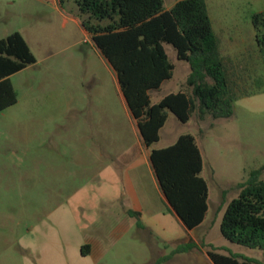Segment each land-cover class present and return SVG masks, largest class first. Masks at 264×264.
I'll use <instances>...</instances> for the list:
<instances>
[{
    "label": "rangeland",
    "instance_id": "obj_1",
    "mask_svg": "<svg viewBox=\"0 0 264 264\" xmlns=\"http://www.w3.org/2000/svg\"><path fill=\"white\" fill-rule=\"evenodd\" d=\"M176 1L165 0L166 9ZM206 2L241 96L231 118L195 116L185 124L171 115L157 147L185 134L198 139L211 213L188 230L143 168L142 186L157 208L141 218L146 228L136 218L120 237L105 193L116 194L118 161L138 131L114 71L70 20L78 11L73 0H0V40L21 33L37 59L11 77L18 103L0 113V264H214L209 251L264 264V250L232 243L221 231L239 185L257 170L264 180V57L252 22L264 0ZM220 24L234 26L240 46L225 40ZM166 48L174 77L153 93L154 102L185 88L191 72L172 45ZM191 241L195 249L160 262Z\"/></svg>",
    "mask_w": 264,
    "mask_h": 264
},
{
    "label": "trees",
    "instance_id": "obj_2",
    "mask_svg": "<svg viewBox=\"0 0 264 264\" xmlns=\"http://www.w3.org/2000/svg\"><path fill=\"white\" fill-rule=\"evenodd\" d=\"M61 2L70 0H60ZM83 27L117 74L126 104L137 121L160 189L177 217L192 231L201 226L210 209V185L204 177V158L197 138L179 137L166 148H153L160 132L174 115L181 123L195 116L205 120L231 118L239 95L223 56L206 0H178L167 10L165 0H73ZM256 42L264 57V13L252 16ZM172 45L191 72L185 88L153 103L151 92L173 79L175 65L166 46ZM37 63L28 42L19 32L0 40V113L18 103L11 77ZM264 90V84L259 87ZM253 93L245 92V96ZM240 195L226 208L223 236L239 245L264 250V180L253 171L239 185ZM139 219L141 214L131 211ZM191 241L160 262L190 252ZM86 248H90L89 245ZM214 264H261L249 258L209 251Z\"/></svg>",
    "mask_w": 264,
    "mask_h": 264
},
{
    "label": "crops",
    "instance_id": "obj_3",
    "mask_svg": "<svg viewBox=\"0 0 264 264\" xmlns=\"http://www.w3.org/2000/svg\"><path fill=\"white\" fill-rule=\"evenodd\" d=\"M56 3L61 4L63 2H61L60 0H56ZM176 3H177V1H176ZM174 5L168 7L167 10L172 9L174 7ZM208 10H209V8H208ZM72 11L74 12V10H72ZM209 13H210V11H209ZM76 15L77 16L72 15L70 17V20L74 21L76 24L81 25L83 27V22H82V18L80 16V14H79V10L76 12ZM210 16H211V14H210ZM211 19H212L214 30H215L216 34L219 36V38L221 39L219 33H217V31L215 29L214 19L212 17H211ZM83 29H84L85 34L88 35V37L92 40L89 32L84 27H83ZM233 30H235L234 26L233 27L232 26L227 27V26H224L221 24L219 25V32L221 34H224V36L225 35L227 36V37H225V40L231 42L234 47H238L241 44L238 43V40L236 39L234 34H232L234 32ZM221 41H222V47H223V45H224L223 41L224 40L221 39ZM92 43H93V46L99 51V49L95 46L93 41H92ZM166 50H167V48H166ZM99 53L101 54L100 51H99ZM223 56L225 57L224 50H223ZM102 57H103V55H102ZM107 63L111 67V65L109 64L108 61H107ZM111 69L114 71V69L112 67H111ZM114 73H115V71H114ZM115 75H116V79L118 81L117 74L115 73ZM169 81L164 82L159 91H162L165 84ZM118 85H119V82H118ZM119 89L121 91L120 85H119ZM154 92H157V91L151 92V98H152V95ZM121 93H122V91H121ZM176 93H178V92H176ZM170 94H172V93H170ZM170 94H168V95H170ZM168 95H164L162 97H159L157 99V101H155V102L153 101V99H152V101H153V103H158L159 101H161L164 97H166ZM122 96H123V93H122ZM123 99L125 101L124 96H123ZM125 103H126V101H125ZM128 110H129V108H128ZM129 112H130V110H129ZM128 115L130 118H132L134 120L136 129L138 131L137 136H136L137 137V143H136V145H132L131 147L126 149L127 151L125 152L124 156H122L123 160L118 161V163L120 164L118 171H120V175L122 174V176L120 179L119 178L117 179L119 185H118V190H117L116 194L112 198L111 192L109 190H107L105 193L107 199L111 200L112 201L111 203L114 205L113 208L111 209V211L114 212V210H115V212L117 213V222L115 224V227H116V230L118 231V233L120 234V237L123 236L122 234L128 229L130 222L132 220L136 219V217H133L130 215L131 211L141 214V218H143V216H145V214L149 210H153V209L157 208V207H155V204H154L152 198L150 197L149 193L142 186V183H143V181H142L143 180L142 170H143V168H145L147 170V172H149V174L152 176V180H153L154 184L157 185L156 187H158V191H159L158 193H159L162 201L171 210L170 205L167 202V199L165 198V196L163 195V193L160 189V186H159V183L157 181L154 169L152 167V163H151V159H150L151 149L148 148L144 144L143 138H142L140 131H139L138 123L133 118L131 112ZM171 115L169 116L167 123L165 124V126L163 127V129L160 132V141L158 143H156L153 146V148L161 149V148L169 147V146L175 144L177 142V140L179 139L180 136L177 137L174 141H172L171 145H169V146L167 145V146L157 147L162 142V132L166 128V126L170 120ZM109 197H111V198H109ZM209 204H210V201H209ZM210 213H211V205H210V209H209L207 216ZM205 221H206V219H205ZM143 227L146 228V226L144 224H143Z\"/></svg>",
    "mask_w": 264,
    "mask_h": 264
}]
</instances>
